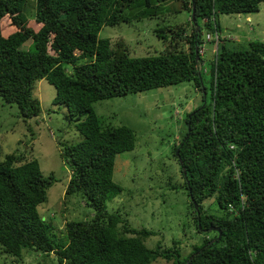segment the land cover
<instances>
[{
	"label": "trees",
	"instance_id": "obj_1",
	"mask_svg": "<svg viewBox=\"0 0 264 264\" xmlns=\"http://www.w3.org/2000/svg\"><path fill=\"white\" fill-rule=\"evenodd\" d=\"M26 1L0 0V98L15 104L26 121L42 114L35 83L46 79L55 87L53 104L67 107L65 117L76 121L83 136L59 144L70 171L65 193L80 194L94 214L66 221L56 239L54 226L38 210L56 176H44L37 159L6 153L0 157L2 251L16 259L24 248L55 253L58 264H150L157 258L172 264H264V41L217 43L207 67L200 54L201 31L218 34L219 14L254 13L264 0H181L174 12L185 11L187 18L155 28L165 48L146 56H131L123 40L111 46L99 32L156 17L162 8L151 0H35L32 21L23 10ZM28 40L32 50L21 48ZM184 81L193 82L201 101L184 113L185 131L173 155L196 232L215 233L185 256L177 243L147 247L144 241L154 231L131 227L106 209L122 191L113 180L115 157L134 149L135 133L104 123L93 109L99 100ZM209 200L215 210L203 206Z\"/></svg>",
	"mask_w": 264,
	"mask_h": 264
},
{
	"label": "rangeland",
	"instance_id": "obj_2",
	"mask_svg": "<svg viewBox=\"0 0 264 264\" xmlns=\"http://www.w3.org/2000/svg\"><path fill=\"white\" fill-rule=\"evenodd\" d=\"M151 2L162 8L156 17L103 26L99 36L108 37L111 46L120 40L125 41L131 56L160 53L165 48V42L157 36L155 28L169 22L183 23L188 13L174 12L181 6V0ZM144 8L148 9L147 6ZM23 10L32 21L35 18V0L26 1ZM218 20L221 26L220 32L216 34L218 40L206 28L201 31L205 42L202 50H206L200 54L205 67L217 49L216 41L218 46L222 42L241 46V43L252 39L264 41V1L257 12L219 14ZM207 34L209 40L214 37L215 41H207ZM183 44V48H187V44ZM21 48L32 50L31 41H26ZM204 75L207 80L209 73ZM198 92L192 81H184L93 103V109L104 123L126 125L135 133L134 149L115 157L113 180L122 187V191L106 202V209L120 213L131 227L154 231L144 241L147 247L154 248L159 242L161 248L165 249L177 243L183 256L205 236L213 237L215 234L212 231L196 232L189 216V199L182 187L180 164L173 155V147L185 131L184 113L201 101ZM33 95L40 101L42 114L39 118L26 121L19 116L15 104L5 103L0 98V157L6 153H20L27 161L37 159L44 176L50 172L56 176L57 181L47 189V198L38 206V210L43 219L52 223L58 239L66 221L91 218L94 214L80 194L66 196L65 193L70 171L60 156L59 144L61 141L76 143L83 136L75 127L76 121L65 117L67 107L53 104L55 87L51 83L46 79L37 81ZM211 202L209 200L203 206L215 210L216 206ZM0 264H58V261L55 253L44 254L30 248H24L22 257L16 259L3 252L0 245ZM150 264L172 262L157 258Z\"/></svg>",
	"mask_w": 264,
	"mask_h": 264
},
{
	"label": "water",
	"instance_id": "obj_3",
	"mask_svg": "<svg viewBox=\"0 0 264 264\" xmlns=\"http://www.w3.org/2000/svg\"><path fill=\"white\" fill-rule=\"evenodd\" d=\"M193 14H194V11L192 12V15H193ZM192 19H193V21H194V19H195V18H194V16H192ZM177 152H178V151H177ZM194 206H195V208H196V209H198V206H197V204H196V203L194 204ZM197 212H198V210H197ZM210 228H211V229L218 230V228H217V227H210ZM219 235H220V232H219Z\"/></svg>",
	"mask_w": 264,
	"mask_h": 264
},
{
	"label": "clouds",
	"instance_id": "obj_4",
	"mask_svg": "<svg viewBox=\"0 0 264 264\" xmlns=\"http://www.w3.org/2000/svg\"><path fill=\"white\" fill-rule=\"evenodd\" d=\"M206 40H209V38H207ZM216 40H218V38H216ZM216 45H217V41H216ZM201 46H204V48H205V42H203V43L201 44ZM204 50H206V49H204Z\"/></svg>",
	"mask_w": 264,
	"mask_h": 264
},
{
	"label": "built area",
	"instance_id": "obj_5",
	"mask_svg": "<svg viewBox=\"0 0 264 264\" xmlns=\"http://www.w3.org/2000/svg\"><path fill=\"white\" fill-rule=\"evenodd\" d=\"M207 36H208V38H209V35H208V34H207ZM216 38H217V35H216ZM202 47H203V46L200 47V53H203V52H204V48H203V50H202ZM202 51H203V52H202Z\"/></svg>",
	"mask_w": 264,
	"mask_h": 264
}]
</instances>
